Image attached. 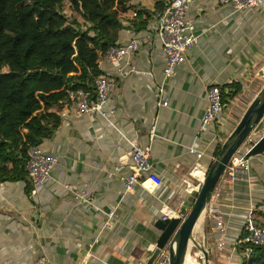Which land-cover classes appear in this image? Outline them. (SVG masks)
Listing matches in <instances>:
<instances>
[{
    "label": "crops",
    "instance_id": "crops-1",
    "mask_svg": "<svg viewBox=\"0 0 264 264\" xmlns=\"http://www.w3.org/2000/svg\"><path fill=\"white\" fill-rule=\"evenodd\" d=\"M170 2L126 4L116 44L136 40L139 48L119 65L123 74L104 57L99 61L101 75L115 80L107 109L116 114L104 119L76 116L67 103L55 108L60 123L40 145L58 158L52 179L35 194L28 193L29 180L1 183L0 264H147L161 234L157 225L162 207L176 215L191 208L197 195L185 192L182 180L199 185L189 177L191 168L198 163L208 171L264 87V0L241 12L218 0H193L187 16L195 23L197 45L166 79L152 15ZM145 15V28L136 30L133 24ZM161 84L169 98L164 107L157 105ZM211 84L224 94L230 88L238 93L224 103L222 118L198 134ZM263 135L264 120L250 138L256 142ZM133 142L150 147V162L163 181L154 193L141 187L131 193L123 190ZM191 148L202 157L197 159ZM249 163V173L231 187L221 178L210 201L220 203V215L210 219L203 214L195 228L196 240L211 251L208 264H240L247 256L238 241L250 211L256 223L264 225V152L249 157ZM110 211L115 218L108 219Z\"/></svg>",
    "mask_w": 264,
    "mask_h": 264
},
{
    "label": "trees",
    "instance_id": "trees-1",
    "mask_svg": "<svg viewBox=\"0 0 264 264\" xmlns=\"http://www.w3.org/2000/svg\"><path fill=\"white\" fill-rule=\"evenodd\" d=\"M128 1L0 0V184L28 182V150L53 136L60 123L53 110L69 93L94 94L99 61L124 29ZM148 18L133 27L144 29ZM237 93L230 88L224 103ZM239 247L247 254L240 264H264V246Z\"/></svg>",
    "mask_w": 264,
    "mask_h": 264
},
{
    "label": "built area",
    "instance_id": "built-area-1",
    "mask_svg": "<svg viewBox=\"0 0 264 264\" xmlns=\"http://www.w3.org/2000/svg\"><path fill=\"white\" fill-rule=\"evenodd\" d=\"M193 0H171L163 10L155 11L152 15V22L155 26V33L161 43V52L164 57V78H170L175 74V70L183 65L186 60V53L197 45L198 36L195 33V23L188 19V10ZM221 5H230L235 11L241 12L255 9L260 6L261 0H218ZM139 43L132 40L126 44H115L108 49L104 58L113 65H120L126 57L137 52ZM123 74V67L118 68ZM132 71V70H131ZM94 94L90 92H71L67 104L71 107L76 116L98 115L104 119L113 117L115 109H107L108 101L115 88V80L106 75H100L93 83ZM224 91L217 84H211L206 91V109L200 119L198 134H202L209 126L215 124L224 115L225 105L223 101ZM157 105L164 107L168 105L169 98L163 84L157 87ZM155 127H152L150 134L154 136ZM255 141L249 138L242 148L235 154L229 162L223 175L226 184L231 187L240 177L245 176L250 171L248 153L253 148ZM190 153L197 159L202 154L191 148ZM58 163V158L46 153L40 146H32L28 150L26 161V172L28 180L32 186L31 194H35L38 188L45 185L52 179V171ZM200 171V172H199ZM199 173V174H198ZM207 171L197 163L190 172L189 177L197 179L199 185L195 186L189 178L182 180L184 191L196 195L205 181ZM163 185L162 179L154 172L150 162V147H142L137 142L131 143V162L129 164V174L122 178V186L125 193L133 192L136 187H141L149 193L156 192ZM2 185L0 184V191ZM162 221H166L171 216L176 217L168 206L161 209ZM221 213L220 203H209L204 214L210 219H217ZM108 219L116 217L115 211L107 213ZM222 230L220 229V232ZM255 247L264 246V227L258 225L250 211L243 226L242 235L238 241ZM165 256V254H162ZM138 264H146L139 262Z\"/></svg>",
    "mask_w": 264,
    "mask_h": 264
},
{
    "label": "water",
    "instance_id": "water-1",
    "mask_svg": "<svg viewBox=\"0 0 264 264\" xmlns=\"http://www.w3.org/2000/svg\"><path fill=\"white\" fill-rule=\"evenodd\" d=\"M264 120V87L253 99L234 130L225 140L218 155L207 171L205 181L191 208H183L180 215L160 222L157 227L161 231L156 249L147 264H184L187 255L194 247L208 264L211 251L196 240L194 231L207 209L214 191L223 177L226 168ZM264 152V135L254 143L248 157ZM162 254H165L163 256ZM191 256V255H190ZM194 259V258H192ZM195 261V259H194Z\"/></svg>",
    "mask_w": 264,
    "mask_h": 264
},
{
    "label": "rangeland",
    "instance_id": "rangeland-1",
    "mask_svg": "<svg viewBox=\"0 0 264 264\" xmlns=\"http://www.w3.org/2000/svg\"><path fill=\"white\" fill-rule=\"evenodd\" d=\"M62 10L66 13V15L67 16H72L73 14L71 13V9H69V4H68V2H64V4H62ZM193 249V248H192ZM195 249V248H194ZM192 250V253H190V255H191V258H194L195 259V261H196V263L197 264H200L199 262H198V260L194 257L195 255H194V253H195V250Z\"/></svg>",
    "mask_w": 264,
    "mask_h": 264
},
{
    "label": "bare ground",
    "instance_id": "bare-ground-1",
    "mask_svg": "<svg viewBox=\"0 0 264 264\" xmlns=\"http://www.w3.org/2000/svg\"><path fill=\"white\" fill-rule=\"evenodd\" d=\"M184 264H197L194 259L191 258L190 255H187Z\"/></svg>",
    "mask_w": 264,
    "mask_h": 264
}]
</instances>
